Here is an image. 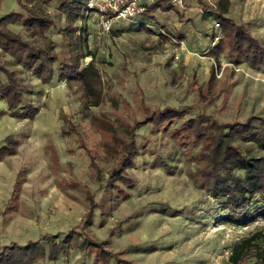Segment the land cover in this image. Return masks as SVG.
<instances>
[{
	"label": "rangeland",
	"instance_id": "obj_1",
	"mask_svg": "<svg viewBox=\"0 0 264 264\" xmlns=\"http://www.w3.org/2000/svg\"><path fill=\"white\" fill-rule=\"evenodd\" d=\"M206 1L213 8L216 0ZM230 1L228 16L264 43V0ZM170 3L178 13L156 10L153 20L144 18L152 31L118 21L111 31L97 34L91 17L79 38L78 31L66 28L56 0L46 5L54 24L43 34L32 37L19 23L9 26L32 42L56 40L59 60L52 63V76L42 80L0 49V62L17 71L23 102L38 107L33 116L18 117L0 96V148L10 146L8 136L16 141L14 152L0 157V248L40 240L46 255L33 264H101L84 244L85 235H91L108 240L109 264H232V246L264 230V215L243 223L224 219L221 199L196 185L195 163L173 133L183 118L159 128L148 123L136 128L138 153L125 171L131 183L108 178L115 159L102 148V118L113 122L121 139L143 116L144 105L186 107L184 117L206 111L222 121L264 115V65L235 63L227 48L215 58L209 50L221 34L213 10H203L196 0ZM18 11V0H0V18ZM78 44L90 52L80 64L92 57L101 74L103 94L97 105L85 106L82 85L58 76L60 61H69ZM0 79L5 80L1 71ZM62 114L71 116L78 131L63 132L69 128ZM237 143L247 152H261L254 144ZM20 172L24 181L14 202L11 192ZM90 207L93 217L86 225ZM71 230L80 232L77 242L72 239L58 259L50 260L49 243L62 245ZM254 263L249 253L238 264Z\"/></svg>",
	"mask_w": 264,
	"mask_h": 264
},
{
	"label": "trees",
	"instance_id": "obj_2",
	"mask_svg": "<svg viewBox=\"0 0 264 264\" xmlns=\"http://www.w3.org/2000/svg\"><path fill=\"white\" fill-rule=\"evenodd\" d=\"M51 1L53 0H18L22 11L10 12L0 18V49L14 57L16 63L31 70L42 80H48L52 76V63L59 60V55L55 50L57 41L48 38L42 43L32 42L24 38L20 32L13 31L9 26L19 23L32 37L43 34L54 24L50 12L46 9V5ZM56 1L60 2L59 10L66 20V28L70 31H78V37H83L84 30L88 31L85 16L86 1ZM170 1L155 0L148 4L146 16L137 22L139 25L136 29L152 31L145 19L153 20V13L156 10H175L178 13ZM196 1L203 10H213L210 14L218 24L221 36L209 50L215 58L218 59L219 53L227 48L229 58L235 63L245 62L251 67L264 65V43L245 25L236 23L228 16L230 0H216L213 8L206 0ZM179 16L182 15L179 14ZM163 31L159 33L167 36L168 33ZM214 37L215 34H213ZM75 49L76 52L69 61H60L58 76L67 82L75 80L82 85L85 106L97 105L103 94L100 71L92 57L82 66L81 58L88 51L83 50L80 44L75 46ZM0 71L5 76L4 81L0 79V96L7 100L12 113L18 117L33 116L38 111V107L31 102H23V91L17 71L3 62H0ZM213 78L214 72H211L208 84L212 83ZM186 111V107L166 105L162 108H152L144 105L143 116L134 120L133 124L126 128L125 136L121 139L116 136L113 122L108 118H102L103 124L99 130L102 148L106 155L115 159V164L108 171L109 180L131 183L132 180L128 178L125 171L134 164V157L138 153L135 144L136 128L145 123L151 124L152 128H159L183 118L173 128L174 137L183 147L187 159L195 163L193 179L196 185L221 199L222 207L226 210L224 219L243 223L254 216L264 215V115L251 114L245 119L235 118L222 121L206 111H198L184 117ZM62 116L69 128L64 127L63 132L69 133L77 130L70 115L62 114ZM7 141L10 146L0 148V157L3 153L14 152L13 145L16 141L10 136L7 137ZM237 141L254 144L261 152H247L239 146ZM91 152V156L95 157L96 153ZM90 166L98 171L94 159H91ZM23 181L24 177L20 172L11 192V199L14 202L17 201ZM92 212L93 207H90L86 212L84 224L91 223ZM79 233L71 230L61 241L62 245L51 241L47 257L50 260L58 259L66 244H71L72 239H76L77 242ZM107 243L108 240H99L91 235L84 237L85 246L93 254L95 261L101 264H109L112 256ZM249 253L255 257L254 264H264L263 229L255 230L236 242L232 246L229 260L232 264H238ZM45 255L46 247L40 240H29L25 244L14 241L1 246L0 264H33ZM128 262L131 264L130 261Z\"/></svg>",
	"mask_w": 264,
	"mask_h": 264
},
{
	"label": "built area",
	"instance_id": "obj_3",
	"mask_svg": "<svg viewBox=\"0 0 264 264\" xmlns=\"http://www.w3.org/2000/svg\"><path fill=\"white\" fill-rule=\"evenodd\" d=\"M85 16L95 18L97 34L112 30L118 21L139 22L145 15L147 5L141 0H85ZM216 25H218L216 23ZM163 31L162 29H159Z\"/></svg>",
	"mask_w": 264,
	"mask_h": 264
}]
</instances>
